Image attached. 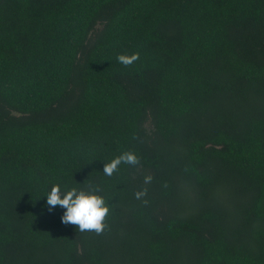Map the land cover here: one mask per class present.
Returning <instances> with one entry per match:
<instances>
[{"label":"trees","instance_id":"16d2710c","mask_svg":"<svg viewBox=\"0 0 264 264\" xmlns=\"http://www.w3.org/2000/svg\"><path fill=\"white\" fill-rule=\"evenodd\" d=\"M0 264H264V0H0Z\"/></svg>","mask_w":264,"mask_h":264},{"label":"clouds","instance_id":"9594fccd","mask_svg":"<svg viewBox=\"0 0 264 264\" xmlns=\"http://www.w3.org/2000/svg\"><path fill=\"white\" fill-rule=\"evenodd\" d=\"M139 58L138 54L119 55L118 62L127 66ZM122 163L135 165L138 159L130 152L122 153L110 162L105 163L103 173L105 176H112ZM151 178H146L150 180ZM146 195L145 192H138L136 198ZM46 203L49 209L60 206L65 211L62 216V223L77 225L80 232L95 231L100 234L106 228L105 217L110 211V206L103 195L98 190L80 187H65L60 184L53 185L47 192ZM146 203V202H145Z\"/></svg>","mask_w":264,"mask_h":264}]
</instances>
